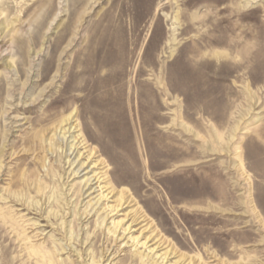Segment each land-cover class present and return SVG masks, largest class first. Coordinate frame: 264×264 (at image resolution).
I'll return each mask as SVG.
<instances>
[{
  "label": "rangeland",
  "instance_id": "obj_1",
  "mask_svg": "<svg viewBox=\"0 0 264 264\" xmlns=\"http://www.w3.org/2000/svg\"><path fill=\"white\" fill-rule=\"evenodd\" d=\"M0 264H264V0H0Z\"/></svg>",
  "mask_w": 264,
  "mask_h": 264
},
{
  "label": "bare ground",
  "instance_id": "obj_2",
  "mask_svg": "<svg viewBox=\"0 0 264 264\" xmlns=\"http://www.w3.org/2000/svg\"><path fill=\"white\" fill-rule=\"evenodd\" d=\"M58 119V118H57ZM71 119H72V116L71 115H69V116H63V117H61L60 119H58L57 121H56V123L53 125V127L50 129V128H46V129H44V130H35V131H33V132H31V136H30V142H29V148L32 150V152L33 153H36V155H35V158H39L40 156H41V154H44V160H45V158L47 157V154L48 153H58L59 152V150H60V152H59V158L60 159H66L65 160V162L68 164V166H73L74 165V161L73 160H69L70 159V157L66 154V151L64 152V148H61L60 146H61V144L63 143V139H65V135L67 134V133H71L70 131L71 130H74L75 128H76V126H72L71 125ZM54 120V119H53ZM53 122V121H52ZM54 122H55V120H54ZM65 127H67V129H65ZM41 128V127H40ZM63 130V132L64 133H62L61 131ZM57 131H59V134H61L62 133V137L61 138H58L57 137V134H56V132ZM51 133V134H50ZM69 137H71V136H69ZM224 137V136H223ZM222 138L220 137H218V141L219 140H221ZM230 140H232V137L231 138H229V141ZM224 141V140H223ZM217 142V141H216ZM227 142V141H226ZM231 142V141H230ZM78 143V142H77ZM223 143V142H222ZM80 144V143H79ZM225 144V143H224ZM63 145V144H62ZM223 145V144H222ZM58 146V150H57V147ZM72 146L74 147V150H73V152L76 150V149H78V146H76V144H72ZM225 146V145H224ZM64 147V146H63ZM61 148V149H60ZM238 149V148H237ZM2 151V150H1ZM225 151V150H224ZM236 151V150H235ZM239 151V150H238ZM237 153V152H236ZM77 154H78V151H77ZM76 154V155H77ZM81 154L79 153L78 154V156H80ZM240 155V154H239ZM3 156V155H2ZM1 156V157H2ZM43 156V155H42ZM77 156V157H78ZM76 157V156H75ZM242 159V158H241ZM240 159V162H239V164H242V160ZM58 161V160H57ZM60 161V160H59ZM80 162V161H79ZM237 163H238V161H237ZM236 163V164H237ZM25 164V163H24ZM84 164L85 163H82L81 162V164L79 163V166H83L84 167ZM22 165H23V163H22ZM78 165V164H77ZM94 166V165H93ZM237 166V165H236ZM58 167V166H57ZM87 167V166H86ZM20 168H21V166H19L17 169V171H19L20 170ZM63 167H61L60 166V169H62ZM75 168V167H74ZM73 168V169H74ZM241 169V168H240ZM79 170H80V168H79ZM90 170V169H89ZM22 171V170H21ZM20 171V174L22 173ZM244 171V170H243ZM49 172H51V176H55V173H56V170L54 169V167L52 166L51 168H50V171ZM242 172V171H241ZM19 173V172H18ZM87 173V172H86ZM29 174V173H28ZM25 175H27V174H25ZM73 175H75V172H73ZM29 176V175H28ZM98 176V175H97ZM75 177V176H74ZM21 178V177H20ZM22 179H26L25 178V176H24V178L22 177ZM28 179V178H27ZM89 179V178H88ZM98 180L100 179V177H98L97 178ZM12 183V182H11ZM43 185H41L40 183L39 184H37L36 185V189H37V191L36 192H38V193H42L43 192V190H44V188H45V186H43ZM91 188V187H90ZM88 191V190H87ZM125 196H126V193L125 192H122V194H121V196H120V199H118L119 200V202H117L118 204H116L117 206H113L112 207V205L111 206H109V208L111 209V212L112 211H116L117 209H118V207H122V205L125 203ZM105 197H106V195H105ZM106 199V198H105ZM122 200H124L123 201V203H122ZM110 213V212H109ZM119 225V223L118 222H116L115 223V226H114V228H116L117 226ZM128 228V227H127ZM129 230V229H128ZM125 231H127V230H125ZM134 239V238H133ZM136 239V238H135ZM142 245H144V243L142 244ZM35 249V248H34ZM33 249V250H34ZM30 252V251H29ZM33 252V254L35 253L36 254V252L35 251H32ZM31 254V253H30ZM39 254H41V253H39ZM34 256V255H33ZM35 257V256H34ZM44 257V256H43Z\"/></svg>",
  "mask_w": 264,
  "mask_h": 264
}]
</instances>
